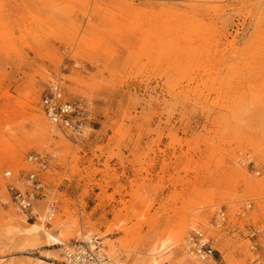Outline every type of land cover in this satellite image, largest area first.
Here are the masks:
<instances>
[{"label":"rangeland","instance_id":"374dc122","mask_svg":"<svg viewBox=\"0 0 264 264\" xmlns=\"http://www.w3.org/2000/svg\"><path fill=\"white\" fill-rule=\"evenodd\" d=\"M52 80L82 104L86 133L49 127L45 143L14 146L19 163L0 165V212L38 223L2 201L7 184L30 169L27 156L43 154L46 198L72 224L68 238L95 230L108 253L129 264L197 217L215 249L225 244L212 261L228 264L230 252L234 264H249L247 235L264 227L252 212L264 207V194L245 192L264 181V0H0V111L35 99L13 121V113L1 115L0 156L8 141L33 135L31 114L49 126L41 97ZM236 169L241 181L227 187ZM239 203L253 204L248 217L229 214ZM218 210L227 214L221 228L212 222ZM194 232L165 264L181 263ZM251 242L264 264V231ZM16 246L0 238V264H63L61 246L41 236L31 250Z\"/></svg>","mask_w":264,"mask_h":264},{"label":"bare ground","instance_id":"6f19581e","mask_svg":"<svg viewBox=\"0 0 264 264\" xmlns=\"http://www.w3.org/2000/svg\"><path fill=\"white\" fill-rule=\"evenodd\" d=\"M43 77L46 78V76L43 74ZM51 84H54V81L52 80ZM253 94H260L259 91L254 90L252 91ZM262 95V93L260 94ZM4 97L8 96V93H4L3 94ZM35 99L30 100L25 98V100H18L15 103H8L5 106L4 110L0 111V119L4 116L6 117L4 120H8L10 119V117L12 116V121L14 120V115L20 113H24L28 104L30 102H34ZM13 113V114H12ZM12 114V115H11ZM2 115V117H1ZM29 120L33 123L34 126V133L33 135H26L28 136V140L22 141L20 139H14V144H11L9 141L3 146V150L1 149V151H5L4 156H0V165H17L19 163L18 161V151L17 152H13L11 149L14 148V146L19 147L20 150L26 151L27 149H29L33 144L37 143V141L41 142V143H45L46 139H49L51 137V126L47 125L46 121L43 119V116L37 113L31 114L29 116ZM18 120H16L14 122H10L9 123V129H8V133H10L12 130H16L15 125L17 124ZM14 126V127H13ZM50 127V128H49ZM54 131V130H53ZM52 131V133H53ZM85 131L80 132L79 136H84L85 135ZM23 135H25L24 132H22ZM262 138H264V130H262V134H261ZM253 142L251 141V145H249V148H251L252 150L256 149V146L252 145ZM70 153V148L66 147L64 150V159L67 157V155ZM235 173L234 176L230 177L227 183V187H235L238 185L240 180V174L238 173L239 171L233 170ZM14 179L11 180V182ZM234 180V182H233ZM217 185V183L215 184ZM214 185V186H215ZM246 189V194H250V195H257L256 198H261L262 194H264V181H260V182H249L248 184H246L245 186ZM44 196L45 198H43L41 200V204H39V206L36 209V212L39 213L37 214V218L35 220H38V223H27V220L22 217V216H15L11 213H7V214H3L2 212H0V223H1V227H2V232L0 233V238L4 239L6 242L8 243H15L18 249L21 250H31L32 248L35 247V245H37V241L39 239V237L41 236L44 240V243L49 245V246H65L67 245V242H79L80 239L84 240H91V238L93 237H97V234L95 232V230H87V231H82L80 230L78 232L79 238L77 237H72V238H68L69 236V232L72 230V224L67 226V224H65V222H63L62 220H60V215L55 216L56 218L54 219V225L52 227H47L45 225L44 222V216H42L43 214V209L47 208L49 206V203L53 204L56 203L53 199H47L46 198V192H44ZM235 197H233L234 199ZM223 197H219L218 203H222L224 201H222ZM226 200V199H225ZM230 200V199H229ZM235 200V199H234ZM231 198V201H234ZM9 203V202H7ZM254 203V202H253ZM48 204V205H47ZM239 207L236 209V207H234L232 209V214L234 216H238V210H241L240 212V216L243 217H248L249 215H246V209L250 210L252 209V203H246V204H242L239 203ZM42 209V210H40ZM222 211V210H218ZM238 211V212H237ZM254 214L253 217V223H256L258 220L262 219L264 220V207L261 205H255V210L252 211ZM245 213V214H244ZM195 222L192 221H188V222H183L180 227L177 229L176 231V235L174 237V241L172 239H170L169 237H165L164 239L160 240L159 242H155L151 245L150 249L147 250L144 253V256L141 258H135L134 260L131 261V263L129 264H165L166 260L168 259V253L169 251L177 246H180L182 244V242L184 241L185 238V234L187 232V230L191 229L193 231H195L194 233L199 234L202 238V242L208 243L210 246H212V249L214 248V244L212 242L209 241L208 236L203 234V232L199 229L200 227V223L197 222V217H193ZM235 218V217H233ZM205 224V223H202ZM201 224V225H202ZM263 228V229H262ZM260 231H264V227H258L257 229H255V232L249 233L247 235V240H248V249H250L251 247L256 246L253 242H251V239H253V237H255L256 233H259ZM71 236V235H70ZM212 236L215 238V236H217L215 233L212 234ZM218 238V236H217ZM217 238L215 239L217 241ZM224 245H221V247L217 248V252L218 253H223L224 252ZM114 248H112V252L114 254L115 250H113ZM250 251V250H249ZM108 252V251H107ZM140 254V253H139ZM109 258L111 259L113 264H127L124 263L122 260H116V257L111 256L109 253ZM224 259L228 262V264H234L233 263V258L231 257V253L230 252H225L224 253ZM251 260V259H250ZM208 262H215L212 261L211 258H208L206 262H201L198 261L193 255L184 252L183 254V258L181 260L180 264H207ZM250 263V262H249ZM262 263V262H261ZM263 264V263H262Z\"/></svg>","mask_w":264,"mask_h":264},{"label":"built area","instance_id":"2783aa9c","mask_svg":"<svg viewBox=\"0 0 264 264\" xmlns=\"http://www.w3.org/2000/svg\"><path fill=\"white\" fill-rule=\"evenodd\" d=\"M41 106L52 129L62 134L69 133V137L79 135L83 124L84 108L78 101L65 99L59 81H54V84L50 83L48 85L41 97ZM26 162L30 169L23 177L19 175L16 181L18 183L22 179L25 184L24 187L18 186L15 180L8 183L6 186L7 200L2 201V204L9 202L17 213L30 219H38L37 214L39 213L36 212V209L41 204V200L45 198V182L41 173L47 168L48 162L43 154L38 153L28 155ZM247 162L252 163L251 160ZM241 165L244 166L245 164L241 163ZM11 175L10 171L4 173L5 177H11ZM43 211L42 216H44L45 225L52 227L57 213V204L49 203V206ZM238 211L237 214L240 216L241 210ZM226 221L227 214L219 211L214 215L212 222L215 228H221ZM249 250L252 255L249 264H262L256 246L251 247ZM60 251L63 264H113L106 247L102 245L98 237L76 242L69 247L61 246ZM185 251L201 262H206L208 258L213 259L215 252H217L208 243L202 242L201 236L196 233L189 236ZM214 264H217L216 261Z\"/></svg>","mask_w":264,"mask_h":264}]
</instances>
